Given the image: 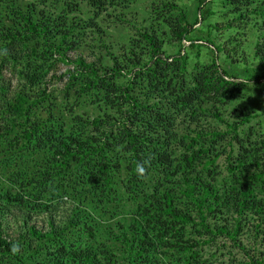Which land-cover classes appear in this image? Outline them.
I'll return each mask as SVG.
<instances>
[{
	"label": "trees",
	"instance_id": "trees-1",
	"mask_svg": "<svg viewBox=\"0 0 264 264\" xmlns=\"http://www.w3.org/2000/svg\"><path fill=\"white\" fill-rule=\"evenodd\" d=\"M135 1L0 0L1 143L14 157L22 158L16 152L24 155L25 148L46 159L30 166L31 173L29 166L19 167V175L8 178L5 198L12 195L24 212L44 210L61 198L75 203L64 224L41 231L24 220L16 237L5 232L0 217V263L208 264L200 256L205 244H235L248 224L258 227L247 216H264V204L253 194L254 187L264 192L261 132L251 124L239 132L233 124L204 128L196 114L205 97H225L224 89L244 82L227 80L214 61L204 72L185 73V57L162 56L163 41L155 32L143 29L111 65L75 59L66 71L65 93L74 89L77 105L94 114L72 115L70 127L63 128L36 57L62 49L83 16L92 29L103 14ZM240 2L256 3L264 22V0ZM163 9L177 24L171 29L161 22L180 41L191 28L184 13H170L174 3H163ZM262 31L257 56L264 53ZM5 70L16 76L12 88Z\"/></svg>",
	"mask_w": 264,
	"mask_h": 264
},
{
	"label": "rangeland",
	"instance_id": "rangeland-1",
	"mask_svg": "<svg viewBox=\"0 0 264 264\" xmlns=\"http://www.w3.org/2000/svg\"><path fill=\"white\" fill-rule=\"evenodd\" d=\"M163 3L176 4L177 9L170 13L175 14L180 8L185 15L183 22L187 28L191 27L189 33L180 41L166 25H173V29L177 21L170 18L169 12L163 9ZM235 6H238L239 11H229ZM200 7L205 9L203 13L200 12ZM256 7V3L246 5L240 0H136L127 8L120 7L103 14L98 25L92 29L85 27L82 21L85 16L82 15L79 22V25H82H77L74 33L62 43L63 48L53 49L52 53L43 59L37 56L35 66L41 71L40 75L44 76L43 80L47 82V90L56 107L54 109L63 117V128L67 129L71 125L72 115L87 118L93 117L94 114L88 105H77L74 89L65 93V81L69 79L66 71L73 68L75 59L111 65L122 52V47L127 48L131 39H137L140 32L147 29L155 32L159 39L162 38V56L175 57L180 54L185 57V73L200 70L204 72V68L214 61L219 70L227 73V80L244 82L241 87L224 89L227 94L225 97L203 99L205 101L201 106L202 111L196 114L204 128L225 130L227 124H233L238 126L239 132L251 124L253 130L261 132L264 137V79L255 80L264 70V53L261 56L255 54V46L264 30V22L259 20ZM161 9L166 14L162 13ZM52 40L55 43L59 41L57 38ZM3 73L12 79V88L16 76L10 77L11 73L7 70ZM65 114L67 115L64 117ZM246 116L249 117L247 122L243 120ZM185 118L188 119L187 116ZM1 141H4L3 137L0 138V217L5 232L11 237H16L18 231L24 228V220L27 221V226L34 225L41 231H48L65 223L72 215L75 205L73 200L61 198L58 201L53 200L44 210L24 212L14 203L12 195L9 196L10 201L5 198V193L10 192L8 178L18 176L19 167L25 169L29 166L28 171L31 173L30 166H39L38 164L46 159L44 155L36 152L30 155L25 148L24 155L20 151L16 152L22 158H18V155L14 157L13 152L5 148ZM233 156H236L235 151ZM55 158L61 160V157ZM223 162L222 156L218 163ZM66 181L67 179L59 180L63 184ZM219 184L222 185L221 180ZM225 184L230 185L227 179ZM254 186H257L256 183ZM253 194L264 204V192H259V188L254 187ZM128 216L129 214L125 213L124 217ZM247 218L248 223L258 224V227L254 228L248 224L238 232L235 244L226 239H218L217 244H205L200 253L202 259L208 264H264V216L251 215ZM252 256L259 258L258 261L252 262ZM4 264H16V261L4 259Z\"/></svg>",
	"mask_w": 264,
	"mask_h": 264
},
{
	"label": "clouds",
	"instance_id": "clouds-1",
	"mask_svg": "<svg viewBox=\"0 0 264 264\" xmlns=\"http://www.w3.org/2000/svg\"><path fill=\"white\" fill-rule=\"evenodd\" d=\"M140 171L143 172V169L141 168Z\"/></svg>",
	"mask_w": 264,
	"mask_h": 264
}]
</instances>
